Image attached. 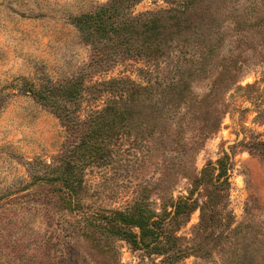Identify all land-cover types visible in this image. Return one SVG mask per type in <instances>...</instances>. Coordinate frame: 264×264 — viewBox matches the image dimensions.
Wrapping results in <instances>:
<instances>
[{
	"label": "rangeland",
	"instance_id": "374dc122",
	"mask_svg": "<svg viewBox=\"0 0 264 264\" xmlns=\"http://www.w3.org/2000/svg\"><path fill=\"white\" fill-rule=\"evenodd\" d=\"M108 1L0 0V264H112L114 256L119 264H168L162 256L131 250L123 240L101 238L96 246V236L82 234V225L129 207L142 187L155 188L165 173L174 183L172 197L186 196L189 180L174 172L185 166L198 175L222 152L232 154L227 211L233 223L221 225L225 231L218 229L213 238L204 235L196 240L201 250L174 264H264V155L243 147L230 149L252 136L264 141V95L260 98L257 90L264 88V0H196L192 21H208L210 14L219 17L225 39L218 55L232 56L241 71L239 82L217 97L226 106L219 130L195 153H184L183 146L179 151L177 131L180 126L185 129L189 147L196 129L210 117L209 108L190 112L187 119L199 120L187 128V119H181L186 109L174 115L168 105L160 104L156 130L143 127L116 137L107 145L106 156L86 167L76 193L79 210L64 208L65 193L58 184L37 178L50 173L63 150L77 140L49 107L22 93V79L37 87L80 79L88 88L110 79L130 78L145 85L148 79L172 77L175 53L150 64L140 58L95 62L91 46L69 18L93 12ZM184 2L136 0L128 12L136 17L180 8ZM233 20L240 22L237 32L231 28ZM195 53L192 49L189 55ZM214 62L209 76L193 82L197 96L209 90L218 71V60ZM105 98V93L98 97L91 89L84 92L78 118L84 120L101 108ZM156 193L151 192L150 200L158 204ZM246 209L253 210L254 219H247ZM198 222L196 210L177 232L183 246L196 247L192 230Z\"/></svg>",
	"mask_w": 264,
	"mask_h": 264
},
{
	"label": "trees",
	"instance_id": "16d2710c",
	"mask_svg": "<svg viewBox=\"0 0 264 264\" xmlns=\"http://www.w3.org/2000/svg\"><path fill=\"white\" fill-rule=\"evenodd\" d=\"M135 1L109 0L93 12L70 17L69 22L78 30L82 40L91 46L96 63L115 61L117 58H140L150 64V61L165 59L171 53L177 54L170 79H148L143 85L130 78H118L96 82L88 88L80 79L68 85L59 83L39 87L32 81L21 80L22 93L49 107L65 130L70 135H76L77 142L63 150L57 165L50 168V173L36 175L39 180L59 185L65 193L61 203L71 212L80 209L76 193L83 182L84 170L106 156L111 140L143 127L150 128L152 132L156 130L160 104L168 105L174 115H178L180 109H186L181 114L182 120L207 106L211 115L196 129L194 141L189 147H186V139L183 138L185 129L180 126V131H177L175 145L180 146L179 151L183 146L184 153H195L205 139L219 130L221 117L226 113L224 102L216 101L217 97L239 82L241 67L232 56L222 58L217 52L225 39L218 16L210 14L208 21L204 19L195 23L191 17L196 0H185L180 8L132 17L128 10ZM231 24L234 31L240 29L239 21L233 20ZM192 49L196 53L189 55ZM217 60L218 71H215L209 90L197 96L192 90L193 82L209 76V70ZM226 62L231 64L230 69ZM90 89L98 97L105 93L106 98L101 108L90 111L86 119L80 120L77 112L84 92ZM257 90L262 98L264 88ZM214 100L216 103L213 106L209 104ZM197 120L195 117L187 119L185 125L189 128ZM151 122L152 125H149ZM236 147L264 155V141L257 136H252L249 141H238L230 149ZM231 155L222 152L215 162H207L198 175L189 172L185 166L181 169L183 171H175L177 178L182 176L189 180L190 188L186 196L174 199L171 194L174 183L171 185L166 180L168 174H162L159 184L152 189L142 187L129 207L101 214L89 226L83 224L82 234L85 231V236L86 232L96 236V246L101 243V238L123 240L131 250L162 256L168 264L199 252L201 247L196 240L204 235L213 238L218 229L223 233L221 225L231 226L233 223L232 215L227 211ZM152 191L157 192L158 204L150 200ZM195 193L197 197L194 198ZM196 210L199 211V222L192 230V242L196 247L183 246V238L177 236V232ZM245 212L247 219L255 218L252 209ZM112 261V264H119L115 256Z\"/></svg>",
	"mask_w": 264,
	"mask_h": 264
}]
</instances>
